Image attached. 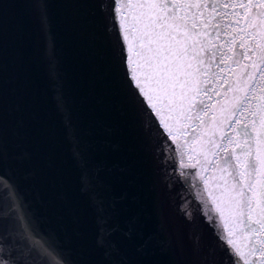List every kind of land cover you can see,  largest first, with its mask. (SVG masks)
<instances>
[{
  "label": "water",
  "instance_id": "95a60500",
  "mask_svg": "<svg viewBox=\"0 0 264 264\" xmlns=\"http://www.w3.org/2000/svg\"><path fill=\"white\" fill-rule=\"evenodd\" d=\"M45 3L42 27L31 0H0L5 167L16 171L39 230L67 264H223L203 217L197 214L189 224L178 212L180 185L169 186L175 178L168 177L172 168L161 159L159 138L129 95L102 0ZM50 61L61 85L59 111ZM69 114L76 137L71 142L64 127ZM172 131L175 139H167L173 148L177 141L192 143L190 132ZM77 147L82 160L74 158ZM25 151L30 162L17 165ZM179 153L178 161L190 163ZM182 171L216 175L199 165ZM82 175L90 180L89 191L81 189ZM192 181L203 189L199 176ZM215 183L210 180L209 188ZM96 197L104 202L109 227L117 229L111 253L97 246ZM211 207L207 202L205 211ZM193 237L199 238L195 247Z\"/></svg>",
  "mask_w": 264,
  "mask_h": 264
},
{
  "label": "snow or ice",
  "instance_id": "6c2138e0",
  "mask_svg": "<svg viewBox=\"0 0 264 264\" xmlns=\"http://www.w3.org/2000/svg\"><path fill=\"white\" fill-rule=\"evenodd\" d=\"M31 5L43 27L45 0ZM102 8L117 35L129 95L157 134L162 161L172 168L169 186L180 185L178 212L189 224L197 214L203 217L224 253L223 264H264V0H102ZM49 75L59 111L63 97L51 61ZM64 127L75 141L70 114ZM173 128L180 135L190 132L192 143L177 141L173 148L167 139H175ZM3 135L0 112V264H67L36 225L16 171L5 167ZM177 149L190 163L177 160ZM74 158L82 160L78 147ZM30 160L25 151L16 163ZM198 165L216 175L182 171ZM210 180L216 181L212 188ZM89 185L82 175V191ZM93 206L97 246L111 253L117 229L109 227L102 199L96 197ZM198 243L193 237L194 247Z\"/></svg>",
  "mask_w": 264,
  "mask_h": 264
}]
</instances>
